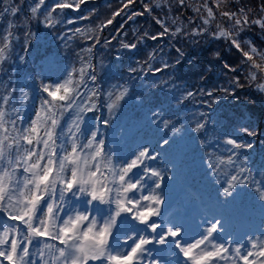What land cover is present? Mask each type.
Segmentation results:
<instances>
[{"label":"snow or ice","instance_id":"1","mask_svg":"<svg viewBox=\"0 0 264 264\" xmlns=\"http://www.w3.org/2000/svg\"><path fill=\"white\" fill-rule=\"evenodd\" d=\"M87 2L56 0L53 9L48 0H33L39 5L40 12L55 10L61 14L69 9L80 10ZM121 3L119 11L113 10L111 3L105 5L110 15L101 17L100 10L92 8L87 15L79 17L88 22L86 25L95 24L97 33L94 37L95 47L84 48L81 67L73 73L76 74L74 76L85 77L89 87L81 84L80 88L74 89L72 79L64 80L63 83L57 81L54 88L51 84L41 82L37 85L39 109L34 107L35 119L27 127L19 126L23 123L19 109L33 103L35 98L22 89L23 98L18 97L13 85L5 87L3 94H0V264H169L158 247L169 242L185 258L184 264H264V246L251 239L245 250L240 251L232 244L234 236L229 235L226 246L223 234L232 228L239 210L200 199L195 189L183 181L179 161L175 178L181 191L168 216L160 219L165 202L161 188L165 179L173 180L170 167L165 168V176L160 166L153 164L161 153L154 152L148 143H138L132 157L119 168L104 158L109 136L113 139L117 137L110 131L108 120L94 115L98 105L92 89L96 82L89 77L95 76V57L89 64L88 55L101 45L109 48L116 45V51L123 54L129 52L126 50H137L147 45V49L151 48L148 52L154 54L158 50L157 46L163 48V45L157 43L152 47L148 41L167 37L168 42L170 31L164 21L170 17L171 8L162 17V6L149 5L148 0H141V11L132 10L137 7L136 0H126V3L121 0ZM0 4V20L3 17L11 18L6 26V34L11 39L15 32L19 39L20 32L26 30L24 5L10 7L3 4L2 0ZM179 7L191 9L195 17L191 21L193 25H203L206 23L204 17L215 19L217 13L226 23L234 21L237 27L242 24L260 27L264 24L259 16L237 19L234 14L237 10L214 12L210 0L208 4H186L185 0H180ZM33 10L32 5H29L27 12ZM149 12L153 15L148 17L159 26L156 34H153V26L149 25L143 29L133 27L123 37L113 35L109 39L103 35L118 16H127L126 22L120 25V29H123L128 23L135 25L139 18L147 16ZM67 19L71 21L67 26L74 24L73 19ZM71 29V35L81 30L77 27ZM71 35L65 33L63 38L67 39ZM233 47L241 49L237 41H233ZM173 49L175 56L182 58L183 50L169 45V50ZM244 55L247 57L248 53L244 52ZM138 63L139 60L134 61L133 65ZM160 64L165 67L160 68L159 72L153 70L152 74L160 75L168 71L166 57L160 59L156 66ZM226 70L231 69L226 66ZM119 99L120 96H117L116 100ZM89 114L95 123L89 121ZM86 122L89 123L87 128ZM142 123L139 117L128 121L125 143L133 137L139 140L143 136ZM156 144L158 149L164 146L162 142ZM137 170L142 174L136 175ZM144 189L152 194L144 195ZM77 190L86 194L89 204L114 199L117 216L127 213L143 226L127 230L122 241L117 239L116 245L122 251L114 253L109 247V237L112 236L110 222L100 224L91 210H66L68 195ZM137 191L140 192L139 197ZM193 220L197 222V227L206 225L195 236L188 231Z\"/></svg>","mask_w":264,"mask_h":264},{"label":"clouds","instance_id":"2","mask_svg":"<svg viewBox=\"0 0 264 264\" xmlns=\"http://www.w3.org/2000/svg\"><path fill=\"white\" fill-rule=\"evenodd\" d=\"M2 3L10 7L24 5L26 30L20 32L19 39L15 32L9 39L5 25L11 18L0 20V94L5 87L13 85L18 97L23 98L22 89L34 98L37 85L53 81L58 74L63 81L72 79L74 89L81 84L89 87L85 77L73 75L75 57L78 56L81 63L85 47L79 52L75 49L79 47L76 43L79 40H91L94 42L91 47H95V27L89 24L77 27L81 30L64 39L63 29L71 23L67 17L72 13L40 12L33 0H2ZM48 3L55 8L56 0H48ZM107 3L108 0H104V5ZM179 3L180 0H148L149 5L162 6V17L168 8L172 9L170 17L164 21L170 30L169 39L163 48L157 46L154 54L143 45L147 58L139 60L138 64L133 65V61L123 64L126 54L116 51V45L111 48L101 45L88 55L89 64L93 56L96 61L95 76L89 77L96 82L92 89L98 105L94 115L108 120L110 131L117 137L109 136L104 158L111 160L116 168L123 164L128 121L139 113L142 132L164 145L153 150L161 153L153 164L160 166L163 175H167L165 168L170 167L175 177L179 161L184 176L190 186L195 185L191 187L200 199L239 210L232 228L224 232L222 239L233 235L232 244L240 251L245 250L249 239L264 246V24L237 27L234 21L225 23L219 16L204 17L205 24L193 25L191 21L195 17L185 19L184 8H180ZM185 3L208 4L209 0H185ZM212 3L220 13L247 9L237 10L234 13L237 19L259 16L264 20V0H212ZM29 5L34 9L30 13L27 12ZM86 7L79 12L74 9L73 13L81 17ZM152 15L149 12L147 16ZM173 41L183 50L182 58L169 51V45L176 47ZM233 41L241 45L239 52L232 53ZM37 51L39 57L34 56ZM201 51L206 52V62L196 57L191 61L197 80L183 79L180 73L185 66L177 68V65ZM244 52L248 53L247 57ZM225 53L236 56L235 62L223 63ZM118 56L121 58L117 59ZM165 57L168 71L152 74L153 70L159 72L165 67L156 66ZM129 66H132L131 71ZM226 66L231 70H226ZM209 76L211 81L206 79ZM199 81H203V85ZM80 196L86 194L79 190L71 193V197ZM98 204L103 207L96 209L94 217L100 224H112L111 248L124 234L119 218L123 214L124 219H128V215L117 216L114 199Z\"/></svg>","mask_w":264,"mask_h":264},{"label":"trees","instance_id":"3","mask_svg":"<svg viewBox=\"0 0 264 264\" xmlns=\"http://www.w3.org/2000/svg\"><path fill=\"white\" fill-rule=\"evenodd\" d=\"M124 2L126 3V0H124ZM212 2V0H210V3ZM233 2H235V0H233ZM108 3H111L113 6V10L119 11V9L122 7V3L121 0H108ZM140 3L141 0H136V4L137 7H135L132 10L135 11H141L142 8L140 7ZM87 7L85 8L84 12L81 13V15H87L89 10H91L93 7H95L96 9L100 10L101 13V17H103L104 15H110V13L106 12L105 9V5H104V0H88V2L86 3ZM85 6H82V8H84ZM131 8V6H129ZM257 7H259V4H257ZM185 13V19L188 16L193 15L191 9H182ZM233 10H238V9H233ZM69 13H72V15L70 16L71 19L74 20V24L71 26H66L63 31L65 33H67L68 35H71V32L68 31L69 28H73V27H83L84 25H86L88 22L81 20L79 18L78 15H76L75 13H73V10L69 9L67 10ZM80 10H76V12H79ZM218 15V13H217ZM219 17V15L217 16ZM127 20V16L126 15H121L116 17L113 20V25L108 26L107 30H105L103 32V35L105 37H108L109 39H111V37L113 35L116 36H121L123 37L125 32H129V30L133 27H137V28H145L148 27L149 25L153 26V34H156V31L159 30V26L154 24V21H152L148 16H143L141 18H139L136 22L135 25L128 23L126 25L125 28L120 29V25L122 23H125ZM223 22H225L224 18H222ZM226 23V22H225ZM6 27V25H5ZM89 27H95V24H89ZM212 27L214 28L215 25H212ZM119 30V31H118ZM129 37H131V35L129 34ZM222 39V38H221ZM132 42H135L134 40ZM76 43L79 45V47H77L75 49L76 52L80 51V48L82 47H91L93 45V41L90 40H79L76 41ZM116 43V42H114ZM162 44L163 47L166 46L168 44L167 42V37H163V38H159L158 41H148V44L151 45L152 47H155L156 44ZM174 44H176V41H173ZM176 46L179 47V44H176ZM96 49H94L95 51ZM102 51V50H101ZM113 51H115V49H113ZM129 51L124 57H123V64H127L129 62H134L137 60H142V59H146V54L143 51V48L141 46V49L138 50H126ZM148 51H151V48L148 49ZM170 52H172L175 55L174 49L173 50H169ZM239 52V49H232V53L235 52ZM232 53H225L224 56V60L223 63H227V64H232L235 62L236 60V56L232 55ZM34 56L39 57V52H34ZM195 57L200 60V61H205L207 60V55L206 52L201 51V52H197L194 53V56H190V58L188 60H184L181 61V64L177 65V68H181L182 65H184L185 67L181 70V77L183 79H187V80H191V81H196L197 77L195 75V70L193 68V66L191 65V61L193 59H195ZM75 67L77 69H79L81 67V64L79 62V57H75ZM93 63L95 64L96 61L95 59L93 60ZM209 67H211L209 65ZM76 75V74H74ZM62 75H59L53 80H48L45 81L44 83L46 84H51L53 86V88L55 87V84L57 83V81H59V79H61L59 81V83H63V79H62ZM206 79H208L209 81H211L212 77H206ZM199 83L201 85H203V81H199ZM81 92H83V89H81ZM62 93H57V95H61ZM17 95H19L17 93ZM46 95V94H45ZM34 96V101L33 103L27 105L25 108H21L19 109V111L22 112V121L23 123L20 124L19 126L21 127H27V125L30 123V121L32 119H35V114H34V107L35 109H39V92L36 89L33 93ZM158 102V101H157ZM89 117H91V114H89ZM139 117V113H136L133 117H131L130 119ZM91 123H95L94 118L92 117L91 120H89ZM89 127V123L86 122L85 124V128ZM115 127V126H114ZM26 143V142H25ZM144 144V143H148L150 144L151 148L157 149L158 146L155 142V140L149 136V134L147 132L143 133V136L140 137L139 140H137L135 137L132 138V140H130L127 145L125 146L123 152H122V158L124 159V161H127L128 159H130L134 153L135 147L137 144ZM135 171V170H134ZM107 173H105L106 175ZM142 173L140 172V170L136 171V175H141ZM183 181L189 185V181L187 180V178L184 176L183 174ZM109 187H111V184H108ZM192 187H195V185H191ZM135 191V190H134ZM181 189L179 188L178 184H177V180L175 177H173V180L169 181L167 179L164 180L163 186L161 188V194L165 197V202L161 211V216L160 219L165 218L168 216V213L170 211V208L173 204V202L175 201V199L177 198V196L179 195ZM143 194L144 195H151L152 193H150L147 189L143 190ZM114 195V194H113ZM137 197L140 196V192L137 191L136 192ZM69 197H71V194L68 195V201L66 202L65 208L66 210L69 209H74L76 208V205H80L81 207L79 208L80 210H83V204H86L87 206L91 207L94 215H96V209L103 207L101 205L98 204V202H92L91 204L88 203V197L87 196H80V197H71V199H69ZM142 203L147 204V201H142ZM115 205H113L114 207ZM143 210V209H142ZM128 215V214H127ZM152 219H156V217H152ZM118 223L122 224L123 226V230H124V234H122L120 236V240L122 241L124 239V236L127 234V230H130L132 228H136V229H140L143 226L139 225L138 222H136L135 220L131 219V216L128 215V219H124V215L122 214V216L119 218ZM206 225H200L199 227H197V222L195 220H193L190 225L188 226V231L190 232V234H192L193 236H195L199 230H201L203 227H205ZM198 238V237H197ZM109 240L111 241V237H109ZM224 242L227 246V237L224 238ZM170 243V242H169ZM169 243L166 244L165 246H158L160 247V251H161V255L163 256L164 254V249L166 246H169ZM113 252H119L122 251L123 249H120L116 243L113 245ZM171 246V245H170ZM182 263H184V261H182Z\"/></svg>","mask_w":264,"mask_h":264},{"label":"rangeland","instance_id":"4","mask_svg":"<svg viewBox=\"0 0 264 264\" xmlns=\"http://www.w3.org/2000/svg\"><path fill=\"white\" fill-rule=\"evenodd\" d=\"M210 6L211 7H213V9H214V12H215V4L214 3H210ZM218 16V15H217ZM81 206L80 205H76V208H80ZM83 210H91V212H92V214L94 215V213H93V211H92V209H91V207H89V206H87L86 204H83Z\"/></svg>","mask_w":264,"mask_h":264}]
</instances>
